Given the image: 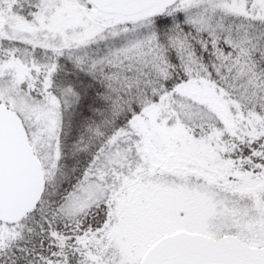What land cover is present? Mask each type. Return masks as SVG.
Here are the masks:
<instances>
[{
  "label": "snow or ice",
  "instance_id": "obj_1",
  "mask_svg": "<svg viewBox=\"0 0 264 264\" xmlns=\"http://www.w3.org/2000/svg\"><path fill=\"white\" fill-rule=\"evenodd\" d=\"M51 4L0 0V264H264V189L258 201L239 191L264 181V4L68 0L95 10L88 39L43 28ZM62 60L72 70L58 84ZM193 84L223 109L194 101ZM153 116L159 141L141 128ZM66 117L85 159L70 173ZM181 127L191 141L172 147ZM201 142L222 179L190 162Z\"/></svg>",
  "mask_w": 264,
  "mask_h": 264
},
{
  "label": "rangeland",
  "instance_id": "obj_2",
  "mask_svg": "<svg viewBox=\"0 0 264 264\" xmlns=\"http://www.w3.org/2000/svg\"><path fill=\"white\" fill-rule=\"evenodd\" d=\"M260 2L264 4V0H260ZM51 7L55 8V11L52 12L50 17L45 18L49 19L50 23L44 24L43 21H41V26L43 28H47L48 31L52 33L53 37H55L56 33H60L62 36H64L69 30L72 32V36L69 37L70 39H88L93 34L92 29L89 26V21L95 20V10L86 12L83 9H80L77 11L76 6H69L68 0H64V3L60 7H57L54 0H52ZM77 28H83V31L77 32ZM186 94L192 97L194 101L207 104L216 111L223 109V104L218 99L209 95L205 89L200 88L195 84L186 90ZM150 124L155 125L154 116L150 118L149 122L141 121V128L147 131L150 137L159 141V137L156 135V129L149 131ZM236 124L238 123H236V121H234L229 116L228 125L232 128H236ZM168 135L172 137V147L176 146V142H179V144L183 146L186 138L188 141H191V136L184 130L183 127L175 131H170ZM215 137H210V139L215 140ZM216 161H218V159L215 155V151L204 142L200 143V147L191 154L190 158V162H196L204 168L217 171V175L222 179L223 176L219 172V169L223 165L217 164ZM189 171H196V169H189ZM254 186H256L254 183H248L247 180H245L244 185L241 186L239 191L245 194H252L253 196H256L258 201V189L256 190ZM260 189H264V186L260 187ZM256 223L259 224L261 221H257ZM202 235L205 239H210V237L206 234Z\"/></svg>",
  "mask_w": 264,
  "mask_h": 264
},
{
  "label": "trees",
  "instance_id": "obj_3",
  "mask_svg": "<svg viewBox=\"0 0 264 264\" xmlns=\"http://www.w3.org/2000/svg\"><path fill=\"white\" fill-rule=\"evenodd\" d=\"M160 23H162V21L158 22V26ZM139 31L142 32L143 29H141ZM136 35H138V33H131L130 32L127 34H122L121 36L115 37V38L107 37L103 41H97L96 43L92 44L90 46V51L93 55H101L102 56L105 53H107V51L109 49H117V48L123 46L127 42L128 39H132ZM61 64L64 67H62L57 72V74L55 76V81L58 84L67 83L68 78H66V76H65V69L72 70V65L70 63H68L67 61L62 60ZM70 78L72 81H74L76 83H80L81 81H87L90 79L85 74L75 72L74 70H73V74L71 75ZM87 115H91V113L89 112V113H87ZM236 123H238V121H236ZM236 126L238 127V124H236ZM78 136H79L78 125L72 123L69 120V118L66 117L64 134L62 136L64 157L60 161V164L63 167L64 171L69 172V173L71 172V169L73 167H81L85 163V159H84L83 155H81L79 158H73V156H72V151H71L72 144L75 142V140L78 138ZM219 139H220V136L216 135L215 140L219 141ZM218 146L221 147V149L223 150V145H218ZM215 155H216V153H215ZM216 157L218 160L220 159L217 155H216ZM253 183L256 185V186H254L256 188V190L257 189L259 190L260 187L264 186V181H257V182H253Z\"/></svg>",
  "mask_w": 264,
  "mask_h": 264
}]
</instances>
